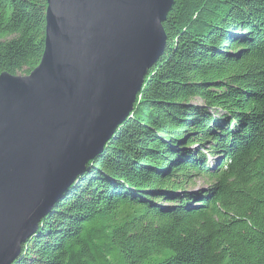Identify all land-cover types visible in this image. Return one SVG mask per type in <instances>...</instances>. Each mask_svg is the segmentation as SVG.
<instances>
[{
  "label": "trees",
  "instance_id": "obj_1",
  "mask_svg": "<svg viewBox=\"0 0 264 264\" xmlns=\"http://www.w3.org/2000/svg\"><path fill=\"white\" fill-rule=\"evenodd\" d=\"M46 8L0 0V75L38 66ZM163 29L131 111L11 264H264V0H173Z\"/></svg>",
  "mask_w": 264,
  "mask_h": 264
},
{
  "label": "water",
  "instance_id": "obj_2",
  "mask_svg": "<svg viewBox=\"0 0 264 264\" xmlns=\"http://www.w3.org/2000/svg\"><path fill=\"white\" fill-rule=\"evenodd\" d=\"M45 50L0 75V264L97 158L163 52L173 0H46Z\"/></svg>",
  "mask_w": 264,
  "mask_h": 264
},
{
  "label": "rangeland",
  "instance_id": "obj_3",
  "mask_svg": "<svg viewBox=\"0 0 264 264\" xmlns=\"http://www.w3.org/2000/svg\"><path fill=\"white\" fill-rule=\"evenodd\" d=\"M193 102H195L196 104L201 103V101L198 99H194ZM206 184H207L206 181L203 179H195L192 182H189L185 186L187 191H200L202 189H205Z\"/></svg>",
  "mask_w": 264,
  "mask_h": 264
}]
</instances>
